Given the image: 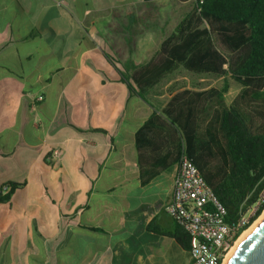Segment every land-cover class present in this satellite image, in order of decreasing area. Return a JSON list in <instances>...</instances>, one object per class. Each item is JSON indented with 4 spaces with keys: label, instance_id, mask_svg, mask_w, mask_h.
Listing matches in <instances>:
<instances>
[{
    "label": "crops",
    "instance_id": "obj_1",
    "mask_svg": "<svg viewBox=\"0 0 264 264\" xmlns=\"http://www.w3.org/2000/svg\"><path fill=\"white\" fill-rule=\"evenodd\" d=\"M164 1L0 0L1 193L17 184L0 264H189L165 211L177 137L152 129L140 153L137 133L176 92L209 88L177 70L139 96L129 77L183 18Z\"/></svg>",
    "mask_w": 264,
    "mask_h": 264
},
{
    "label": "trees",
    "instance_id": "obj_2",
    "mask_svg": "<svg viewBox=\"0 0 264 264\" xmlns=\"http://www.w3.org/2000/svg\"><path fill=\"white\" fill-rule=\"evenodd\" d=\"M193 1L157 55L148 63L131 64L129 77L139 96L177 70L222 78L223 85L173 94L139 129L138 150L145 148L143 134L172 130L177 160L183 151L225 209L224 222L234 225L264 188V0ZM229 80L240 90L227 104ZM7 186L4 194L0 189V203L8 201L17 184ZM263 210L264 204L250 223ZM172 237L189 249L183 228L176 225Z\"/></svg>",
    "mask_w": 264,
    "mask_h": 264
},
{
    "label": "built area",
    "instance_id": "obj_3",
    "mask_svg": "<svg viewBox=\"0 0 264 264\" xmlns=\"http://www.w3.org/2000/svg\"><path fill=\"white\" fill-rule=\"evenodd\" d=\"M53 155L57 159L59 152ZM262 204L264 188L257 201L234 225L226 224L225 209L182 151L177 161L172 197L165 211L189 237V264H224L238 238L261 216L250 223V218Z\"/></svg>",
    "mask_w": 264,
    "mask_h": 264
},
{
    "label": "rangeland",
    "instance_id": "obj_4",
    "mask_svg": "<svg viewBox=\"0 0 264 264\" xmlns=\"http://www.w3.org/2000/svg\"><path fill=\"white\" fill-rule=\"evenodd\" d=\"M193 0L189 1L188 3L185 4H181L178 3L177 0H165L164 4L168 5L173 3L176 4L178 3V9H177V17L180 20L182 17H185V15L191 11L192 7H193ZM153 6V5H152ZM147 11L149 13H155L158 12V9H154L152 7H147ZM170 14V8H165L164 9V15L165 16H169ZM173 18H175L176 16L174 14ZM150 58H146L144 61H146V63H148L150 60ZM174 79H178L177 82H184L185 84L187 83L186 79L189 80V84L190 85H198L196 87H207V88H221L223 85V79H218V78H214L211 76H193L183 70H178L174 75H173ZM240 86L232 81L229 80V89L228 92L225 94L224 98L227 104H229L231 102V100L233 99V97L236 95V93L238 92ZM162 91H167L169 92V89H162ZM146 95V93L144 94ZM143 96V95H142Z\"/></svg>",
    "mask_w": 264,
    "mask_h": 264
},
{
    "label": "water",
    "instance_id": "obj_5",
    "mask_svg": "<svg viewBox=\"0 0 264 264\" xmlns=\"http://www.w3.org/2000/svg\"><path fill=\"white\" fill-rule=\"evenodd\" d=\"M227 264H264V218L238 246Z\"/></svg>",
    "mask_w": 264,
    "mask_h": 264
},
{
    "label": "bare ground",
    "instance_id": "obj_6",
    "mask_svg": "<svg viewBox=\"0 0 264 264\" xmlns=\"http://www.w3.org/2000/svg\"><path fill=\"white\" fill-rule=\"evenodd\" d=\"M264 218V212L261 214V216L253 223V225L251 227H249L245 232L242 233V235L238 238V240L236 241L235 245L233 246V248L231 249L230 253L228 254V256L226 257L224 264L228 263L229 258L233 255V253L236 251V249L238 248V246L245 240V238L248 236V234H250V232L258 226V224L263 220Z\"/></svg>",
    "mask_w": 264,
    "mask_h": 264
}]
</instances>
